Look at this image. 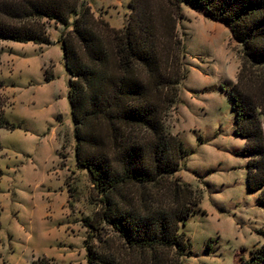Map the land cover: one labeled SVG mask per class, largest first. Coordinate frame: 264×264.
I'll list each match as a JSON object with an SVG mask.
<instances>
[{
	"label": "trees",
	"instance_id": "trees-1",
	"mask_svg": "<svg viewBox=\"0 0 264 264\" xmlns=\"http://www.w3.org/2000/svg\"><path fill=\"white\" fill-rule=\"evenodd\" d=\"M183 2L131 0L128 22L114 27L84 0H0V65L2 41L51 44L50 21L64 26L58 42L71 75L75 158L101 202L87 223V264H180L189 250L183 228L202 195L176 176L188 153L166 125L187 76ZM194 3L242 46L230 97L251 156L246 180L264 204V0ZM4 84L0 77V105ZM15 127L1 110L0 128ZM32 264L58 263L42 256ZM246 264H264V247L252 249Z\"/></svg>",
	"mask_w": 264,
	"mask_h": 264
},
{
	"label": "rangeland",
	"instance_id": "rangeland-1",
	"mask_svg": "<svg viewBox=\"0 0 264 264\" xmlns=\"http://www.w3.org/2000/svg\"><path fill=\"white\" fill-rule=\"evenodd\" d=\"M84 1L114 27L125 26L132 12L131 0ZM182 14L187 76L166 125L188 153L176 176L202 200L183 228L190 247L180 264H246L252 249L264 247V204L246 180L251 156L235 130L230 97L244 53L229 26L194 0H184ZM63 30L50 21L55 45L1 42L0 111L16 127L0 128V264H32L42 256L87 264V223L101 202L75 158L71 75L57 40Z\"/></svg>",
	"mask_w": 264,
	"mask_h": 264
},
{
	"label": "crops",
	"instance_id": "crops-1",
	"mask_svg": "<svg viewBox=\"0 0 264 264\" xmlns=\"http://www.w3.org/2000/svg\"><path fill=\"white\" fill-rule=\"evenodd\" d=\"M51 39H52V43L51 44H54L55 45V41H54V39L51 37ZM58 40V39H57ZM51 44H41V45H51ZM58 44H60V43H58ZM61 45V44H60ZM63 50V49H62ZM63 52V51H62ZM1 175H3V171H2V174Z\"/></svg>",
	"mask_w": 264,
	"mask_h": 264
}]
</instances>
